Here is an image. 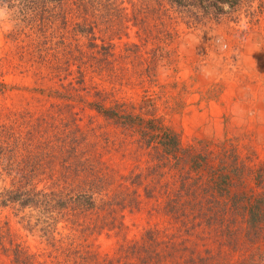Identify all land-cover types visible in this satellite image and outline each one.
I'll list each match as a JSON object with an SVG mask.
<instances>
[{"label":"trees","instance_id":"trees-1","mask_svg":"<svg viewBox=\"0 0 264 264\" xmlns=\"http://www.w3.org/2000/svg\"><path fill=\"white\" fill-rule=\"evenodd\" d=\"M21 1L31 3V10L41 16L44 25L51 23L46 14L52 13L53 7L48 9L45 3L54 0ZM40 1L43 5H35ZM69 1L56 0L63 44L67 39L75 40L83 32L91 37L96 31L104 32L102 49L108 57H114L109 65H98V69L109 73L110 82H119L116 66H127L137 59L136 65L139 62L140 69L135 73L139 80H135L147 87L154 84L157 69L164 58L162 55L172 46L171 38L178 33V21L175 16H170L171 11L196 15L197 11L199 14L200 10L206 9L218 16L228 5L232 17L238 18L244 4L242 12L249 15L255 24L264 15V0H144L150 1L145 7L139 4L140 0H128L130 7L124 5L125 0H92L93 4L100 6L99 9L108 13L106 18L99 19L96 14L82 15L91 11L83 9L85 4L83 8L77 4L74 14L79 13L78 20L82 21L75 22L78 25L76 29L72 24L74 20H69V14L73 13ZM142 12L146 14L143 17L140 15ZM166 15L171 18L170 23L164 19ZM140 25L144 26L145 41L124 42L120 55L123 60L113 64L116 61V35L122 40L130 36V29ZM70 46H62V51L65 53ZM93 46L99 47L94 43ZM37 51L40 57L43 49L39 47ZM56 55L58 59L62 52H56ZM43 57L45 59L46 56ZM76 60L80 61V75L85 62ZM114 65L115 75L109 71L112 68H108ZM65 67L57 64L52 69L56 70L55 76L46 79L53 82L52 78L58 77L59 85L49 89H29L48 99L58 97L55 104L58 114L56 111L53 122H49L54 137L50 150L45 147L49 146L50 138L43 133L39 139L36 133L31 139H23L13 137L6 125L0 126V207L15 204L19 222L29 231L39 223L45 225L39 230H43L45 241L53 249L47 253H32L16 242L11 231L3 229L0 223V242L11 264H162L161 256L157 258L161 252L175 257L167 264H178L177 255L171 250L187 251L186 240L178 247L177 238L182 233L179 229L189 222L196 227L208 225L217 238L228 241L232 248L244 243L247 254L241 261L245 264H264V250L253 255L257 252L251 249L255 240L259 239L257 243L264 241V164L252 166L247 157H242L238 145L233 142L228 145L226 140L199 139L185 144L179 133L165 124L163 116L135 114L128 108L122 110L119 106L124 103L107 107L100 91L95 95L103 99L90 100L89 95L96 88L91 85L89 89L84 76L76 81L62 77ZM120 76L124 82L127 75ZM36 80L39 81L38 78ZM7 87L6 81L0 78L1 95L5 94ZM147 104L150 105L151 100ZM88 108L118 126L130 128L131 142L137 144L136 154L141 151L146 165H141L135 156L136 164L126 173L112 167L99 151L100 139L91 138L92 128H83L80 124L83 117H75L79 111L85 113ZM67 112L72 115L71 121L67 120ZM42 121L46 122V117H42ZM43 128L49 127L42 125ZM140 189L145 192L143 198ZM150 197L157 200L164 197V203L156 206L157 211L180 224V228L171 231L169 227H146L140 236L128 238L125 235L128 228L126 214L141 211L142 203ZM101 235L118 237L112 254L102 255L89 244L90 237ZM161 238L165 242H158ZM260 246L253 247L259 249ZM209 264H212L210 260Z\"/></svg>","mask_w":264,"mask_h":264},{"label":"rangeland","instance_id":"rangeland-1","mask_svg":"<svg viewBox=\"0 0 264 264\" xmlns=\"http://www.w3.org/2000/svg\"><path fill=\"white\" fill-rule=\"evenodd\" d=\"M42 1L35 2V5H43ZM127 1H124V5L130 7ZM138 2L145 7L150 1ZM68 4L73 11L68 17L69 20H74L72 24L76 29L78 25L75 22L82 21L78 20L79 13L74 14L77 11V4H81L82 8L85 4L83 9L91 11L82 14L85 16L96 14L99 19H104L108 14L99 9V5L93 4L92 0H70ZM56 5V0L45 3L48 9L53 7V12H47L46 17L50 18L51 23L44 25L40 20L41 16L33 13L31 3L28 1L0 2V78L8 85L5 94H0V126L6 125L13 137L31 139L36 133L39 139L40 135L43 137L45 134L50 138L49 146L45 147L47 150L51 149L54 137L49 122L52 123L54 120L58 97L48 99L39 92H32L29 89L36 87L49 89L59 85L61 81L58 77L52 78L53 82L46 79L55 76L56 70L52 69L61 63L66 66L62 77L66 76L76 81L80 76H84L88 88L91 85L96 88L92 89L91 95L87 94L90 100L104 97L107 107L115 103H124L119 106L122 110L128 108L135 114L156 113L163 116L165 124L179 133L185 144L195 143L199 139L226 140L228 145L232 142L237 144L242 157H247L252 166L264 164V15L255 24L249 15L242 12L244 4L238 18L232 17V10L228 5H225V12L218 16L206 9L200 10L199 14L197 11L196 15L171 11L170 16H175L178 21V33L171 38L172 46L162 55L164 58L157 69L154 84L147 87L144 84H137L136 80L139 78L135 72L140 69L139 62L136 65L137 59L130 62V65L116 66L118 68L116 77L119 82H110L109 73L98 69L100 67L98 65H109L114 57H108L102 49L105 43L104 32L96 31L95 36L92 35L94 38L83 32L75 40L67 39L63 44L61 39L63 31L58 27L61 26L59 25L61 17L57 13ZM140 15L143 17L146 14L142 12ZM164 19L167 23L172 21L167 15ZM143 29L144 26L141 25L136 29H130V36L122 40L116 35L114 40L116 61L113 64L123 60L120 55L126 44L124 42L145 41L146 34ZM93 43L99 47L94 48ZM65 45L71 46L64 53L62 46ZM39 47L43 49L40 57L37 51ZM56 52H62L58 59ZM77 53L79 55L76 57ZM43 56H46L45 59ZM77 58L85 62L82 64L80 75L78 71L80 61H77ZM116 67L108 66L112 68L109 70L110 73L115 75ZM124 73L127 76L123 82L119 77ZM36 78L39 79L38 82ZM65 83L68 82L65 80ZM98 91L103 97L95 95ZM148 100H151L150 105L147 104ZM81 116L83 117L80 121L81 126L85 129L92 128L94 133H91V138L100 139L99 151L117 171L126 173L136 164L135 156L141 165H146L141 151L136 154L137 144L131 142L133 138L130 136V128L118 126L89 108L85 113L79 111L75 117ZM42 117H46V122H40ZM66 117L71 121L72 115L69 112ZM42 125L49 128L41 129ZM140 192L143 198L145 192L143 189H140ZM145 201L142 203L141 211L126 214L125 224L128 228L125 235L128 238L140 236L146 227L157 226L161 229L169 227L171 231L180 228V224L157 211L156 206L158 203H164V197H159L158 200L156 197H150ZM0 223L3 229L8 228L11 231L16 242L21 243L32 253L39 254L45 251L47 253L53 250L45 241L43 230H39V227L45 225L39 223L29 231L19 222L15 204L0 207ZM179 230L182 233L177 238L179 240L177 246L181 247L185 239L188 247L187 251L171 250L177 255L178 264H209V260L212 264H238L247 254L244 251L246 249L244 243L232 248L228 241L217 238L208 225L205 228L196 227L189 222ZM120 239L122 240V237ZM258 240L252 244L251 249L257 252L253 255H258L260 254L258 252L264 250V241L257 243ZM117 241L118 237L114 235L93 236L88 239L89 244L102 255L112 254ZM158 242L165 240L161 238ZM5 245L8 246L6 241ZM221 245H224V248ZM259 245H261L259 249L253 247ZM2 246L0 242V264H11ZM162 248L166 249L164 246ZM159 256L162 258L161 261L164 260L162 264L172 262L175 258L162 252L157 254V258ZM165 259H168L167 262ZM242 263L245 264V261Z\"/></svg>","mask_w":264,"mask_h":264}]
</instances>
